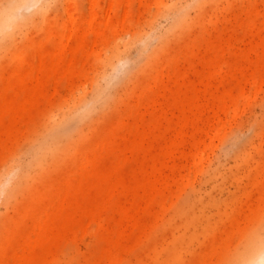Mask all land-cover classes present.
Segmentation results:
<instances>
[{
    "label": "rangeland",
    "instance_id": "1",
    "mask_svg": "<svg viewBox=\"0 0 264 264\" xmlns=\"http://www.w3.org/2000/svg\"><path fill=\"white\" fill-rule=\"evenodd\" d=\"M110 1L98 0V22L105 33L100 39L89 29L90 0H56L47 17L0 51V168L31 152L37 143L36 132L53 123V118L57 120L65 112L71 114L93 96L110 56L115 53L130 60L126 78L98 110L83 121L67 124L68 139L75 140L69 154L53 167L49 161L45 173L37 172L30 164L24 191L10 203H0V264H223L245 230L264 216V85L221 139L207 148V159L201 164L204 171L184 178L172 193L155 196L153 207L157 208L153 214L140 213V219L147 220L142 228L130 223L128 228L121 226L122 213L113 208L104 210L106 230L91 215L83 214L74 223L62 226L54 242L48 240L46 233L37 236L31 225L34 217L45 215L52 206L56 218L65 213L58 209L63 202L59 193L65 190L68 179H80L79 165L86 157L106 147L117 121H126L125 110L137 105L139 84L153 85L154 68L159 71L172 67L165 54L180 58L179 68L188 72L189 81L195 85L193 90L203 94L208 69L204 70L202 83L199 74L203 71L201 61L209 57L205 47L208 41L215 45L224 43L225 60L242 65L240 52L259 42V37L251 39L247 34L245 24L251 18L246 15L248 10L254 13L255 24L258 22L255 31L260 30L261 37L264 36V0H180L179 4L188 11L184 24L177 27H172L174 20L162 21L175 0H131L129 6L121 3L125 0H115L116 10L107 23L105 9ZM83 18L88 45L85 50L76 32ZM71 21L75 26L70 45L75 51L66 54L70 68L67 70L60 65L58 53L66 44ZM146 37L150 39L143 43ZM189 58L194 63L192 69L185 61ZM31 71L35 77L45 74L47 86L43 95L32 93L35 81L17 84L18 73ZM220 79L219 75L209 79V95L222 91ZM171 81L169 87L173 85ZM178 82L182 84L183 78ZM160 101L164 102L165 112L161 116L159 105L155 111L162 117V124L176 121L179 113L169 109L165 100ZM204 104L206 100L202 97L198 110L190 114L195 116L196 124L189 128L187 142H192L193 137L200 139L203 136L200 129L212 117ZM166 131L162 129L166 140L175 137V130ZM78 132L82 134L78 136ZM189 142L187 149H181L185 153L190 152ZM175 163L183 165L186 161L177 154ZM37 184L39 188L33 196L30 189ZM65 194L66 191L64 197ZM109 195L108 187L104 186L93 200L109 201ZM109 203L112 206L113 200ZM186 204L187 216L196 218L193 225L180 217ZM194 235L197 239L192 238ZM182 239L186 241L182 250L177 251V242Z\"/></svg>",
    "mask_w": 264,
    "mask_h": 264
},
{
    "label": "bare ground",
    "instance_id": "2",
    "mask_svg": "<svg viewBox=\"0 0 264 264\" xmlns=\"http://www.w3.org/2000/svg\"><path fill=\"white\" fill-rule=\"evenodd\" d=\"M130 1L125 0L121 3H126L129 6ZM179 3L180 0H175L169 8L170 11L185 8ZM90 6L89 29L94 33L96 39H100L105 33L101 30V22H98V0H90ZM115 10L116 2L115 0H111L105 9V21L107 23L112 19L111 13L115 12ZM253 14L252 10L246 12V15L251 18L247 20L245 26L249 30L247 34L249 33L251 39L257 36L259 37V42L256 44L249 43L250 47L240 52V57L243 61L242 65L238 62L230 63L225 60L224 54L227 50L224 43L218 45H215L212 41L206 43L205 47L208 51L206 54L209 53V57L203 58L201 61L203 71L199 74V82H203L204 70L206 68L208 69L209 79H212L215 75H219L223 89L221 92L216 89L217 95H214V93L209 95V87L211 86L209 79L205 83L203 94L195 92L193 90L195 85L192 81H189L188 72H182L179 68L180 58L173 55H164V57L166 56L172 62V67L169 66L168 69L159 71L154 70V68L152 70L153 85L143 87L142 83L139 84V93L135 97L137 105L130 106L125 110L127 122L125 120L117 121L112 137L107 141L106 147L102 146L100 150L93 151L84 159L82 165H79V171L81 172L80 179H68L66 188L64 187V191H66L65 197L63 196L64 191L59 193L63 202H61L58 209L64 210L65 213L56 218L55 211L51 212L53 210L52 206L46 211L45 215L40 216L38 219L34 217L31 225L35 228L37 236L46 233L48 240L54 242L59 236L62 226L74 223L77 217L83 214L91 215L92 220L104 231L107 229V223L103 215L104 210L107 208L121 211V226L128 228V224L130 223L131 226L142 228L147 220H141L140 213L145 212L149 215L154 213L157 208L153 207L155 196L164 197L166 193H172L174 186H177L184 178L190 177L192 174L196 176L204 171L201 164L207 159V148H211L217 140L221 139L222 133L231 127L233 122L235 123L237 117L242 114V111L246 107L250 106L264 85V36L261 37L260 30L255 31L257 30L256 25L258 22L255 24V19L252 18ZM186 16V13H184L174 19L172 27L183 25L186 21ZM85 20L86 18H83L81 25L76 27L77 37L82 40L81 45L83 50L88 46L85 45L87 37V31L83 26ZM74 26V22L71 21V29H69V34L65 39L66 44L58 53L61 58L60 65L65 66L67 70L70 68L65 59L66 54L68 52L74 53L75 51V48L70 45L73 37L72 28ZM243 30L245 29L243 28ZM193 40L195 41V38ZM227 48L231 49V44H228ZM117 57L119 55L114 53L105 61V64L108 66ZM185 61L192 69L194 64L192 58ZM185 64L184 66L187 67ZM45 67L47 69V63H45ZM187 69L186 71H188ZM165 77L168 83L165 82ZM180 77L183 78L182 84L178 82ZM16 81L18 82L17 84L22 86L35 81L32 93L39 95H43L44 88L47 86L45 74L41 73L35 77L32 71L31 73H18ZM170 81L173 83L172 87L168 86L171 84ZM202 97L206 100V104L204 105L212 112V117L209 119L206 127L204 126V128L200 129L203 136L199 137L200 139L193 137L192 142L188 141L190 152L185 153L181 149L188 143L186 137L189 136V128L194 127L196 124L195 116L192 117L190 114L198 110L199 100ZM160 100H165L168 103L169 109L176 110L179 113L176 121L165 123V125L162 124V117L160 118V115L157 116L155 111L156 106L159 105L162 112L161 116L165 112V108L163 107L164 102ZM66 115L70 114L65 112L61 118ZM55 121L56 119L53 118V123L46 124L43 129H39L40 131L36 132L34 142L36 141V146L41 145L42 148L36 158L32 160L31 165L35 167L37 172L43 173L49 161H52V167L62 161V158L69 154V150L75 142V140L68 139V123H55ZM163 128L167 131L170 130V132L171 129L175 130V137L166 140L167 138L165 139L162 133ZM167 131L166 133H170ZM81 134V132H78V136ZM169 136L171 135L169 134ZM177 154L184 157L186 164L178 165V162L175 163ZM128 164H132L129 165L131 167ZM27 177L28 173L23 177V182L14 196L10 200H7L6 203H10L17 194L24 191L25 179ZM83 177H85V181ZM38 184L36 185L37 187L34 185L30 189L33 196L38 191V186L40 185ZM104 186L108 187L110 194L108 199L110 202L113 200L112 206L107 199L104 202L93 200L98 191L102 192L104 190ZM72 194L74 199L70 200ZM85 199H88L89 202H84ZM160 203L159 201L158 204ZM186 206L187 204L181 209L180 217H185L186 223L193 225L196 222V218L187 216ZM192 238L197 239L195 235ZM184 241L186 240L182 239L177 242V251L179 249L182 250ZM228 259L227 257L223 264H227Z\"/></svg>",
    "mask_w": 264,
    "mask_h": 264
},
{
    "label": "clouds",
    "instance_id": "3",
    "mask_svg": "<svg viewBox=\"0 0 264 264\" xmlns=\"http://www.w3.org/2000/svg\"><path fill=\"white\" fill-rule=\"evenodd\" d=\"M56 0H0V49L11 45L23 34L43 20L53 10ZM188 9L179 8L168 12L162 21L170 23ZM149 37L145 38L146 43ZM130 60L117 57L95 84L93 96L83 102L70 115L59 118L55 123L83 121L93 115L111 92L126 78ZM42 146L11 161L0 168V203L10 200L18 190L26 170L39 154ZM227 264H264V216L258 217L243 233L232 250Z\"/></svg>",
    "mask_w": 264,
    "mask_h": 264
}]
</instances>
